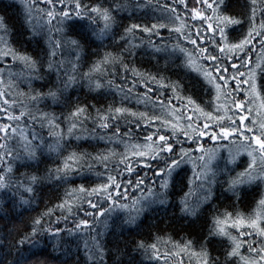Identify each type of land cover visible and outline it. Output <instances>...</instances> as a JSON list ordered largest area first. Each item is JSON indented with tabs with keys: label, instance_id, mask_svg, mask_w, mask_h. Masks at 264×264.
Returning a JSON list of instances; mask_svg holds the SVG:
<instances>
[{
	"label": "trees",
	"instance_id": "trees-1",
	"mask_svg": "<svg viewBox=\"0 0 264 264\" xmlns=\"http://www.w3.org/2000/svg\"><path fill=\"white\" fill-rule=\"evenodd\" d=\"M83 2L90 5L101 3L104 7H114L115 3H121L126 7L115 13L117 19V26L114 29L115 36L109 37L103 43L91 34L87 20H81L75 24L69 35L72 39L79 40L83 48L82 55L85 59H82L79 66L80 72H88L93 63L99 61L105 52L122 51L118 45H124L127 49L123 56L127 71L124 65L104 66L99 71L91 73L94 81L91 86L87 80L81 79L65 92L64 96L70 101L68 106H65L63 101L54 104L49 100L47 101L48 107L44 110L55 113L61 121L70 108L76 105L86 106L92 117L97 115V110L106 114L113 107L126 108L129 113H137V116L133 117L129 114L118 121L122 140L120 137L112 136L115 127L105 131L104 135L111 137L114 143H109L108 139L99 140L90 136L93 128L91 121L85 126L86 130L78 133L82 137L80 140L69 139L68 124L65 121L61 123L60 129L55 130L64 135V141H62L64 147L61 153L50 152L45 148L42 154L37 153V160L20 161L19 171L15 173L17 176L36 175L41 179L35 185L34 193L30 197L25 195L24 198L29 199L28 204H22L19 195L13 196L11 191L0 190V264H88L83 248V237L80 235H70L68 231H62L58 236L45 234L37 237L39 244L36 245L31 241L21 245L20 241L25 235L31 233L33 221L41 217H43L45 227L51 225L53 229L56 227L65 230L73 229L74 220L84 218H87L90 224L93 223L91 216H85V210L93 211L87 200L92 199L95 202L96 197L95 195L90 197L88 193L106 180L107 173L102 162L93 161L90 157L94 158L98 153L108 155V169H112L122 159L121 154H126L135 173L142 177L146 174L148 178L155 179L152 170L145 167L144 161L147 158L134 156L133 146H144L145 151H150L148 145L151 142L146 141L145 137L155 133L157 129L161 134L171 135L173 124L187 128L188 124L192 123V127L196 128L198 125L209 123V131L214 130L217 121L209 120L206 115L193 111V106L188 104L186 97L191 96L196 100L205 113L224 116V120L219 123L227 126L231 123L228 117H231L237 125H240L241 133L244 135H252L245 131L246 127H253L254 131L258 132L259 125L264 123V74L260 73L259 69H257L255 80V92L249 84H242L239 91H233L230 96L224 95L222 90L219 100L214 99L215 89L207 82L203 73L208 72L213 77H217L224 69H227L223 71V75L228 79L231 88L236 87V82L232 80V77L237 73L231 66L233 63L231 53L228 57H222L218 64L204 59L205 53L200 52V47L208 48L209 52L216 55H219V51L218 49L213 51L210 40L204 39L205 33L202 32L201 37L197 39V29L206 28L207 25L201 24L199 19L194 21L190 17L189 10L195 5V0H186L187 10L179 3V0H175V3L174 0H83ZM244 3L245 0H230L229 12L238 14ZM26 4H33V0H0V17L4 18L8 26L12 46L15 49L33 57L45 58L44 52L48 47L47 37L33 35L34 26L28 22L31 17L26 19ZM70 4L71 0H64L65 7ZM53 5L56 11L60 10L61 4L56 0H53ZM53 5L35 0L32 15L35 17L36 27L47 21L44 12L52 9ZM165 6L168 9L175 8V14L167 11ZM41 9L44 12H39ZM207 14L210 15L211 12ZM175 15H179L180 20H175ZM259 19L258 12L257 21ZM152 23L158 26L164 25V27H158L156 30L158 34L151 36L140 30L128 34L126 38L131 41L130 45H125L124 41L120 40V37L125 35V29L131 25L148 24L150 26ZM56 26H58L57 21L53 20L49 27H52V34L58 37L60 34L55 32ZM176 28H181V32L175 31ZM247 31L248 26L245 25L243 29L232 32L231 37L239 36L242 39L241 33L246 34ZM189 32H191V39H197L196 45L190 43ZM206 35L210 38L212 33L208 32ZM261 39L255 36L246 46L247 56L250 58L248 68H256L257 65L264 66V44L261 43ZM232 42L236 43L238 40L232 39ZM180 49H185L186 52H181ZM70 51V49L65 50V57L70 58ZM237 55H243V53ZM189 56L191 66H189ZM10 63V58L2 59L0 67H7ZM235 63L239 67V60H235ZM21 67L18 66L15 71L20 72ZM248 68H241V71L247 73ZM42 71L45 72L44 81H33L32 88L41 90L43 83L51 84L56 81L55 74H47L46 65ZM152 77L156 79L153 80ZM237 78L240 79L238 75ZM243 79H248V76L246 75ZM96 80L100 82V88L95 87ZM172 83L181 85L175 93L170 87L161 86ZM43 90L47 91L46 88ZM0 91L5 92L3 99L17 100V109H19L20 101L28 103L26 98L20 95L21 92L29 91L27 83H20L18 87L16 84L9 86L8 77L5 75L3 83H0ZM145 94L150 98L147 102ZM233 98L237 102H243L241 109L235 108ZM210 99L212 100L211 107L205 103ZM2 102L3 100L0 99V104ZM217 105L220 106L219 111L216 110ZM144 112L150 116L155 115L159 119L154 120L147 128L144 127L147 121H141V126L137 128L135 121L139 118L138 114ZM240 115L247 117L243 124H240ZM4 117L5 114L0 112V123L8 122ZM188 117H191V121ZM251 121H256V124L253 125ZM129 129H132V135L124 136ZM215 130L218 131V129ZM177 131L179 132V128ZM42 135L47 143H55L47 127L44 128ZM153 139L157 137L153 136ZM179 140L187 141L183 144L186 149L197 147L184 135H179ZM198 143L215 157L213 166L219 164L223 168L225 162L236 156L235 163L229 164V168L234 169L232 175L243 171L249 159L246 151L248 142L239 134L216 141L210 140L206 135L200 138ZM72 152L90 154V157H85L88 163L82 162L79 166L74 165L77 170L70 173V182L48 179L49 171L54 173L57 167H62L65 157ZM237 153H239L238 156ZM195 155L199 156L200 153L196 152ZM25 164L30 166L26 167ZM162 166V161L159 165L155 162L152 164V168ZM119 168L122 170L123 164H120ZM174 176L175 180L169 188L170 195L167 203L152 205L151 208L139 214L134 224L125 223L129 213L136 216L135 208L139 207V205L133 206L132 201L136 198L148 197L149 187L158 190V181L152 183V180L146 179L140 189L129 188L127 199L120 200L121 204H127L129 207H117L106 218L98 217L99 223L95 224V228L96 231L103 233L101 240L106 250L104 264H200L197 257L192 254L193 250L199 251V244H194L192 249L185 248V244L190 240L202 242L212 226L211 217L215 211L238 210L247 215L264 196V183L243 185L235 194L226 191L227 184L216 185L213 207L205 206L197 215H185L180 211L179 202L183 193L189 189V180L193 177L192 166L184 165L179 174H174ZM124 177H128V173H124ZM130 178L134 180L135 174ZM81 186L87 191L80 192ZM192 201L195 202V194ZM61 204H64L63 208L58 207ZM69 207H71V212L68 211ZM58 217L61 219L57 225L55 221ZM63 217H67V221ZM221 239L224 238H215L207 245V248L213 257L219 256L222 260L223 249L218 242ZM141 243L144 245L143 249L137 247ZM152 245H155V248H152Z\"/></svg>",
	"mask_w": 264,
	"mask_h": 264
},
{
	"label": "snow or ice",
	"instance_id": "snow-or-ice-1",
	"mask_svg": "<svg viewBox=\"0 0 264 264\" xmlns=\"http://www.w3.org/2000/svg\"><path fill=\"white\" fill-rule=\"evenodd\" d=\"M34 2L35 0H33V4H26V19L31 17L28 22L34 26V36L47 37L48 47L44 52L45 58L33 57L26 52L15 49L12 46L11 33L8 26L4 18L0 17V60L5 58H10L11 60L7 67H0V83H3L6 75L9 80V86L16 84L18 87L20 83H27L29 88L27 93H20L21 96L26 98L28 103L20 101L19 109L16 107L17 100L9 101L8 99H3L5 92L0 91V99L3 100L2 104H0V112L5 114L4 118L8 121L7 123H0V190L11 191L13 196L19 195L22 204L29 203V199L24 197L25 195L30 197L34 193L35 185L41 178L27 174L17 176L15 173L19 171L20 161L37 160V153L40 152L42 154L45 148L50 152L61 153L64 147L62 143L64 135L62 132L55 131L60 129L61 123L67 122V136L69 139L80 140L82 137L78 133L81 130H86L85 126L91 121L93 128L90 136L99 140L108 139L109 143H114L111 137L104 135L105 131L115 127L112 136L120 137L122 140L123 137L120 135L118 121L126 118V115L129 114L133 117L137 116V113H129L126 108L113 107L106 114L97 110V115L92 117L86 106L76 105L74 108H70L63 121H61L55 113H49L44 110L48 107L47 101L49 100L54 104H59L63 101L65 106H68L70 101L64 96L65 92L81 79L87 80L91 86L94 83L92 72L99 71L107 65H124L123 56L124 51H127V49L124 45H118L122 51L118 53L105 52L99 61L93 63L88 72L81 73L79 66L82 59H85L82 55L83 48L80 41L72 39L69 34L76 23L81 20H87L91 34L103 43L109 37L115 36L114 29L117 26L115 13L123 10L126 5L115 3L114 7H104L101 3L90 5L84 3L83 0H71V4L65 7L64 0H56L57 3L61 4L60 10L56 11L53 0H40L41 3L53 5V8L46 12L43 9L39 10V12H44L47 21L36 27L35 17L32 15ZM179 3L186 10L188 9L186 0H179ZM137 6L139 7L140 5ZM165 8L170 13L175 14L176 12L175 8L168 9L167 6ZM229 9L230 0H195V5L189 10L192 20L199 19L201 24L207 25L206 28L197 29V39L201 37L202 32L205 33L204 39L206 41L210 40L213 51L216 49L219 51V55H216L209 52L208 48L200 47V52L205 53L204 59H209L218 64L222 57H228V54L231 53V58L233 59L231 66L235 69L238 77H240V79L237 78V75L232 77V80L236 82V87L231 88L228 79L223 75V71H227V69H224L217 77H213L208 72L203 73L207 82L215 89L216 96L214 99L217 101L222 94V90L224 95L230 96L233 91H239L242 84H249V87L255 92L257 69L264 74V66L257 65L256 68H248L250 58L247 56L246 49V46L251 43L255 36L261 37V43L264 44V0H245L242 10L238 14L230 13ZM209 11L211 12L210 15L207 14ZM39 12H37V15H39ZM258 12L259 21H257ZM174 18L175 20H180L179 15H175ZM53 20L57 21L58 26L55 27V32L60 34L58 37L52 34V27H49L52 25ZM245 25L248 26V31L246 34L241 33L242 39L239 36L231 37L232 32L237 31V29H243ZM158 27H164V25L158 26L156 23H152L150 26L148 24H133L125 29V35L121 36L120 40L124 41L125 45H130L131 41L126 38L128 34L140 30L151 36L158 34L156 32ZM175 31L179 33L181 28H176ZM208 32L212 33L210 38L206 35ZM188 36L190 43L196 45L197 39L190 38L191 32L188 33ZM232 39H237L238 42L233 43ZM149 42L151 43L150 40ZM131 46L135 47V45ZM66 49L71 50L69 53L70 58L64 55ZM180 51L186 52L185 49H180ZM238 53H243V55H237ZM235 60H239V67ZM188 61L189 66H191L190 56ZM45 65L47 74H55L56 81L51 84L48 82L43 83L41 90L32 88L31 84L33 81H44L45 72L42 69ZM18 66H22L20 72L15 71ZM124 67L127 71V66L124 65ZM241 68H248L247 73L241 71ZM246 75L248 79H243ZM152 79L155 80L156 77H152ZM161 86L170 87L174 93L181 88L179 83L162 84ZM95 87H101L98 80L95 81ZM45 88L47 91L43 90ZM148 99L150 98L145 94V101L147 102ZM186 99L188 104L193 106V111L206 115L209 120L217 121L215 129H218V131L215 129L209 131V123H204L202 126L198 125L196 128H193L192 123H189L187 128L173 124L171 135L161 134L159 129L155 133L147 135L145 140L151 142L148 145L150 151H145L144 146L135 145L133 146V155L147 158L144 161L145 167L152 170L155 179L148 178L146 174L142 177L135 173V170L128 162L129 158L126 154H121L122 159L112 169H108L109 156L106 154L98 153L93 158L88 153H70L65 157L62 167H57L54 173L49 171L47 178L70 182V173L77 170L74 165L79 166L82 162L84 164L88 163L85 157H90L93 161L102 162L107 173L106 180L88 193L90 197L95 195L96 200L94 202L92 199H88L87 203L93 211L85 210V216H91L93 223L90 224L89 220L84 218L78 221L74 220L73 229L65 230L59 227L53 229L51 225L45 227L43 217H41L33 221L31 233L21 239V245L27 241H31L36 245L39 244L37 237L45 234L58 236L62 231H68L70 235L83 237V248L88 264H104L106 250L101 240L103 233L96 231L95 228V224L99 223L98 217L106 218L117 207H129L127 204H121L120 200L127 199L129 188L133 190L140 189L145 184L146 179L152 180V183L158 181V190L149 187L147 189L148 197H140L132 201L133 206L139 205V207L135 208L136 216L129 213L125 221L127 224H134L139 214L151 208L152 205H164L167 203L170 195L169 188L175 180L174 174L178 175L184 165L190 164L193 171V177L189 180V189L183 193L179 202L180 211L185 215H197L203 207H213L214 187L216 185L223 186L227 184L226 191H231L235 194L243 185L257 182L264 183V123L259 125L258 132H255L253 127H246L245 131L252 133V135H244L241 133L240 125H237L236 121L232 120L231 117H228L231 123L226 126L219 123V121L224 120V116H213L211 113H205L204 109L191 96L186 97ZM232 102L236 109L243 107V102H237L235 98H233ZM205 103L209 107L212 106L211 99ZM216 110H220L219 105L216 106ZM138 116L139 118L135 121L137 128L141 126V121H147V124L144 125L147 128L151 126L154 120L159 119L155 115L150 116L147 112L139 113ZM245 119L247 117L240 115V124H243ZM188 120L191 121V117H188ZM251 123L255 125L256 121H251ZM45 127L48 128L49 135L54 137V144H49L45 141L42 135ZM178 128L179 132L177 131ZM234 134L242 135L243 139L248 142L246 151L249 159L243 171L232 175L231 173L234 169L229 168V164L235 163L236 156L225 162L223 168L219 164L213 166L215 157L210 155L208 150H205L198 141L206 135L210 140L216 141L217 139H228ZM131 135L132 129L124 133V136L130 137ZM179 135L186 136L188 141L196 144L197 147L186 149L183 144L187 141H180ZM153 136H156L157 139H153ZM196 152H199L200 155L196 156ZM236 155L238 156L239 153ZM161 161L163 162L162 167L152 168L153 162L159 165ZM120 164H123L122 170L119 168ZM24 166L30 165L25 164ZM112 173L115 174L113 175ZM124 173H128V177H124ZM133 174L136 176L134 180L130 178ZM122 177L123 179H121ZM79 191L85 192L87 190L81 186ZM194 194L195 202L192 201ZM58 207L63 208L64 204ZM68 211L71 212V207H69ZM50 214L51 210L49 211ZM60 219V217L56 219L55 223L57 225L60 223ZM63 219L67 221V217H63ZM211 223L212 226L202 242L190 240L185 244V248L188 249H192L194 244H199V251L193 250L192 254L197 257L200 264H264V196L259 199L255 208L247 215L238 210L233 212L216 210L211 217ZM217 237L224 238L218 241L223 249L222 260L219 256L213 257L207 248V245ZM137 247L143 249L144 245L141 243ZM151 247L155 248V245Z\"/></svg>",
	"mask_w": 264,
	"mask_h": 264
}]
</instances>
